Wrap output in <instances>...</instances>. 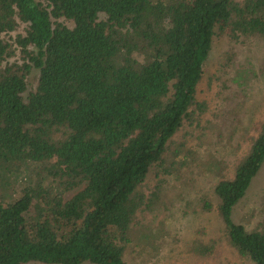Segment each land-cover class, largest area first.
<instances>
[{
	"label": "trees",
	"instance_id": "obj_1",
	"mask_svg": "<svg viewBox=\"0 0 264 264\" xmlns=\"http://www.w3.org/2000/svg\"><path fill=\"white\" fill-rule=\"evenodd\" d=\"M215 37L264 38V0H0V264L157 252L159 230L144 220L204 119L197 92ZM257 123L212 189L228 244L250 264H264V228L232 213L264 161ZM152 170L160 178L146 191ZM190 250L213 253L199 240Z\"/></svg>",
	"mask_w": 264,
	"mask_h": 264
},
{
	"label": "rangeland",
	"instance_id": "obj_2",
	"mask_svg": "<svg viewBox=\"0 0 264 264\" xmlns=\"http://www.w3.org/2000/svg\"><path fill=\"white\" fill-rule=\"evenodd\" d=\"M23 32L24 25L19 24L5 38L12 41ZM17 59L18 53L12 60ZM36 74L33 70L29 75L28 89L35 85ZM197 98L206 101L207 110L193 136H186V164L165 176L162 204L144 220L151 229L159 230L157 252L130 245L124 255L127 264H250L228 244L212 189L219 179L231 176L253 134L252 126L264 120V38L235 42L215 37ZM259 128L260 123L254 125ZM159 178L152 170L145 190L152 189ZM206 197L212 202L208 211L201 208ZM232 218L248 230L264 228V161ZM195 240L213 248L210 258L191 254Z\"/></svg>",
	"mask_w": 264,
	"mask_h": 264
}]
</instances>
